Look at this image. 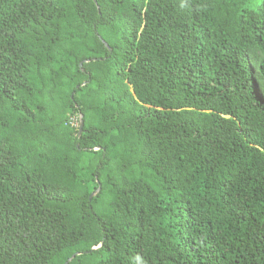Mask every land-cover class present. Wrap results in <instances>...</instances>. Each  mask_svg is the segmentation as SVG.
Wrapping results in <instances>:
<instances>
[{
	"label": "trees",
	"instance_id": "16d2710c",
	"mask_svg": "<svg viewBox=\"0 0 264 264\" xmlns=\"http://www.w3.org/2000/svg\"><path fill=\"white\" fill-rule=\"evenodd\" d=\"M96 1L0 0V264H264V0Z\"/></svg>",
	"mask_w": 264,
	"mask_h": 264
},
{
	"label": "water",
	"instance_id": "95a60500",
	"mask_svg": "<svg viewBox=\"0 0 264 264\" xmlns=\"http://www.w3.org/2000/svg\"><path fill=\"white\" fill-rule=\"evenodd\" d=\"M93 2H94V4H96V6H97V1H96V0H93ZM97 8H98V6H97ZM104 44H105V46H106L107 48H109L108 45H107V43H104ZM87 61H89V60H87ZM83 84H85V82H83L82 85H83ZM71 98H73L72 95H71ZM82 130H83V119H82V114H80L79 117H78V136L81 134ZM99 189H100V184H99V182H98V187H97V189H96L95 191L91 192L89 198L92 197V196H94V195L99 191ZM94 248H96V247H92L91 250L94 249ZM76 254H80V252H77V253L71 255V256L65 261L64 264H66L67 262H69V261H70V260L76 255Z\"/></svg>",
	"mask_w": 264,
	"mask_h": 264
},
{
	"label": "built area",
	"instance_id": "2783aa9c",
	"mask_svg": "<svg viewBox=\"0 0 264 264\" xmlns=\"http://www.w3.org/2000/svg\"><path fill=\"white\" fill-rule=\"evenodd\" d=\"M76 124V123H75Z\"/></svg>",
	"mask_w": 264,
	"mask_h": 264
}]
</instances>
